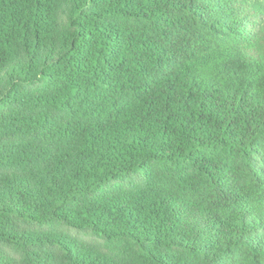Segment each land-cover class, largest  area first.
<instances>
[{
  "label": "trees",
  "instance_id": "16d2710c",
  "mask_svg": "<svg viewBox=\"0 0 264 264\" xmlns=\"http://www.w3.org/2000/svg\"><path fill=\"white\" fill-rule=\"evenodd\" d=\"M262 0H0V264H264Z\"/></svg>",
  "mask_w": 264,
  "mask_h": 264
},
{
  "label": "rangeland",
  "instance_id": "374dc122",
  "mask_svg": "<svg viewBox=\"0 0 264 264\" xmlns=\"http://www.w3.org/2000/svg\"><path fill=\"white\" fill-rule=\"evenodd\" d=\"M261 7H262V11H263V13H264V0H262V2H261Z\"/></svg>",
  "mask_w": 264,
  "mask_h": 264
}]
</instances>
